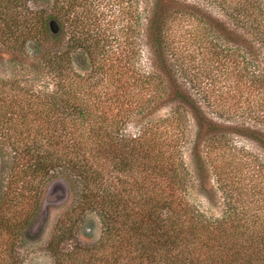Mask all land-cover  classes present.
<instances>
[{"label": "trees", "instance_id": "16d2710c", "mask_svg": "<svg viewBox=\"0 0 264 264\" xmlns=\"http://www.w3.org/2000/svg\"><path fill=\"white\" fill-rule=\"evenodd\" d=\"M140 1L0 0V42L37 82L0 77V264H24L17 241L56 178L71 205L48 241L53 264H264V209L208 217L187 197L197 178L209 195L205 164L229 133L264 149V0H146L145 17ZM206 61L218 89L196 79ZM91 214L101 232L82 241Z\"/></svg>", "mask_w": 264, "mask_h": 264}, {"label": "rangeland", "instance_id": "374dc122", "mask_svg": "<svg viewBox=\"0 0 264 264\" xmlns=\"http://www.w3.org/2000/svg\"><path fill=\"white\" fill-rule=\"evenodd\" d=\"M198 1L205 3L201 2V0ZM138 5L142 16L145 17L148 9L146 0H141ZM205 6L213 14L233 26L229 16L219 6L207 3ZM115 8V12H118L119 5L116 3ZM137 43H139L140 51L139 62L141 66L149 67L150 54L146 44L143 22L141 31L137 35ZM12 55L9 49L0 42V77H17L24 84L37 83L35 81L36 78L34 80V74L28 71L27 63L25 65L19 64L18 61L14 63V61L10 60ZM200 57L201 55L197 56L196 64ZM199 66L201 71L198 70L199 68H195L199 71L197 73L199 76L196 79L202 80L201 78L206 75V78L202 81L213 80L217 84L215 88L218 89L219 78L222 81L223 76L220 70L215 67V63L206 61L205 64ZM204 103L205 101H202V105ZM169 109L170 106L167 104L159 109L153 117L165 116L168 114ZM205 111L215 120L231 126L241 121L240 119H227L223 116H218L211 107H205ZM143 121L140 120L137 123L128 124L126 126L127 132L137 134ZM188 125L192 135L194 124L190 120ZM259 126L264 128V124ZM229 143L230 148L226 152L214 151L211 154V161L208 160L205 164L208 168V176L202 184L206 186L209 197L203 193L200 187V178H197L187 190L188 199L208 217H219L227 208L230 211L229 206H236L237 210L248 213H260L263 211L261 209H264V149L254 140L234 132L229 133ZM183 156L188 168L193 172V161L187 148L184 150ZM219 181L223 183V187H219ZM70 198L68 183L62 178L52 179L44 186L41 192L39 209L36 211L31 225L26 227V229L30 230V234H26L25 237L20 235V239L16 244L24 264H53L54 259L48 250V241L56 221L71 205ZM91 216L95 217L94 225L92 227V223L82 224L86 232L80 233L82 241L90 238L96 240L101 232V223L98 216L95 214H91Z\"/></svg>", "mask_w": 264, "mask_h": 264}]
</instances>
